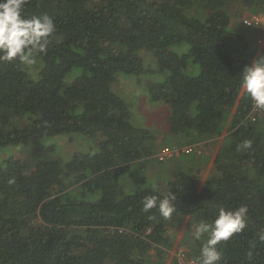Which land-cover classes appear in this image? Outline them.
<instances>
[{"label":"trees","instance_id":"trees-1","mask_svg":"<svg viewBox=\"0 0 264 264\" xmlns=\"http://www.w3.org/2000/svg\"><path fill=\"white\" fill-rule=\"evenodd\" d=\"M234 8L242 18L263 11L264 0H27L25 14H47L56 31L35 65L0 61V148L26 153L0 161V264H144L153 251L170 253L171 218L211 223L220 208L240 205L246 227L216 246L218 264H264V110L250 118L239 76L257 50L233 28ZM182 43L187 51L172 48ZM142 49L157 64L148 70L163 73L148 94L170 107L174 146L223 136L214 186L184 169L155 186L122 185L157 147L112 90L118 73L145 70ZM190 62L197 75L186 72ZM74 132L95 139L97 149L63 162L44 139ZM169 193L171 217L142 211L146 196ZM206 239L191 238L196 259Z\"/></svg>","mask_w":264,"mask_h":264},{"label":"rangeland","instance_id":"rangeland-1","mask_svg":"<svg viewBox=\"0 0 264 264\" xmlns=\"http://www.w3.org/2000/svg\"><path fill=\"white\" fill-rule=\"evenodd\" d=\"M235 9L237 8H234V10ZM238 11L239 10H235L232 14L233 28L248 35L247 38L249 43L257 50L256 58L264 56V30L247 27L243 22L246 15L242 18H237L235 13ZM172 48L182 53L187 51L189 45L187 43H182L181 45H173ZM139 54L144 60L146 66L145 70L140 74L128 76L118 73L116 80L112 83V90L128 102L131 122L138 127L147 128L154 133L158 148L155 147L152 156L134 164L131 169L132 174L127 173V175H123L122 185L126 191H132L138 186H155L159 181L163 182L171 178L172 171L184 169L197 173L202 178L204 185L210 187L214 186L218 178V172L213 166L212 159L223 136L197 143L200 144L201 153H197L194 150L192 152H181V154L167 157L165 160L159 159L158 153L164 146H174L173 136L169 132L167 123L170 107L165 102L151 101L148 94V84L151 81L162 79L163 73L155 74L148 70L149 67H157L154 58V62L151 59L153 57L151 53L142 49L139 51ZM145 55L149 56L150 60H147ZM186 72L190 75H197L200 72V67L190 62ZM229 115L228 112H224L223 120ZM50 142L56 143L57 150L54 155L63 162L69 161L74 152L95 151L97 149V142L95 139L87 137L79 132L60 134L52 138L44 139V143ZM25 154L26 153L23 152L22 148L19 146H6L0 148V161L10 156L22 157L25 156ZM173 225H171L172 228L168 227L166 229V234L169 240H173L174 243L176 240V232L180 230V226H176L174 223ZM197 226V223L187 221L183 239L179 244L181 248H185L186 253L189 255H192L198 245V243L193 241V244L190 243L191 238L195 239L194 233ZM202 239L203 236L200 242H203ZM159 258L160 259H157L156 262H152L154 261L153 259H148L144 264H165L166 258L164 256Z\"/></svg>","mask_w":264,"mask_h":264},{"label":"clouds","instance_id":"clouds-1","mask_svg":"<svg viewBox=\"0 0 264 264\" xmlns=\"http://www.w3.org/2000/svg\"><path fill=\"white\" fill-rule=\"evenodd\" d=\"M26 4L27 0H0V61H19L22 66L31 67L37 62V54L47 51L56 23L47 14L29 17L24 11ZM239 76L241 87L255 108L264 110V56L253 59ZM243 147L250 148L251 141H245ZM175 200L173 193L163 198L146 196L142 211L147 213L155 208L161 216L169 218L175 211ZM247 211L246 205L222 207L211 223L204 221L196 227V239L207 236L200 248L198 264H218L221 253L216 246L246 227Z\"/></svg>","mask_w":264,"mask_h":264},{"label":"built area","instance_id":"built-area-1","mask_svg":"<svg viewBox=\"0 0 264 264\" xmlns=\"http://www.w3.org/2000/svg\"><path fill=\"white\" fill-rule=\"evenodd\" d=\"M243 22L246 26L249 27H264V9L259 13L246 15L245 18L243 19ZM259 111L260 109H256L252 102V111L250 114V118L255 120V118L257 117L255 113L256 112L258 113ZM194 150L197 153H201L200 144L173 146V147L164 146L158 153V157L160 160H164L167 157H172L176 154L179 155L181 154V152H192ZM175 264H198V260L194 256L186 253L185 250H180L176 253Z\"/></svg>","mask_w":264,"mask_h":264},{"label":"crops","instance_id":"crops-1","mask_svg":"<svg viewBox=\"0 0 264 264\" xmlns=\"http://www.w3.org/2000/svg\"><path fill=\"white\" fill-rule=\"evenodd\" d=\"M187 221H189L188 217L183 218V219H179V218H171L170 219V222L168 223V227L172 228L171 225H173V223H174L176 226L177 225L180 226V230H178L176 232V237H175L176 240L173 243L171 249L169 250L170 253L168 254V256L165 257L166 258L165 264H175V262H176V253L178 251H180V250H185V248H183V247L181 248L179 244L181 243V240L183 239L184 232L186 230L185 224H186ZM171 241L173 242V240H171ZM153 254H155L154 251L152 252V256H151V259L154 260L152 262H156L157 259L159 260V256H155L157 254H155V255H153Z\"/></svg>","mask_w":264,"mask_h":264}]
</instances>
